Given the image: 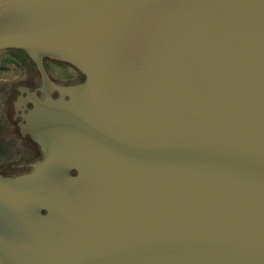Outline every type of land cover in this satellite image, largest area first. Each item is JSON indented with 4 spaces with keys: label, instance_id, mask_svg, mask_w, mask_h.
I'll list each match as a JSON object with an SVG mask.
<instances>
[{
    "label": "water",
    "instance_id": "obj_1",
    "mask_svg": "<svg viewBox=\"0 0 264 264\" xmlns=\"http://www.w3.org/2000/svg\"><path fill=\"white\" fill-rule=\"evenodd\" d=\"M6 52L82 77L28 98L1 264H264V0H0Z\"/></svg>",
    "mask_w": 264,
    "mask_h": 264
},
{
    "label": "flooded vegetation",
    "instance_id": "obj_2",
    "mask_svg": "<svg viewBox=\"0 0 264 264\" xmlns=\"http://www.w3.org/2000/svg\"><path fill=\"white\" fill-rule=\"evenodd\" d=\"M12 53L0 54V181L29 173L32 163L43 156L41 146L22 130L23 111L31 107L29 96L41 97L47 82H71L82 77L75 68L45 58V78L37 62L21 52ZM52 95L58 92L52 91Z\"/></svg>",
    "mask_w": 264,
    "mask_h": 264
}]
</instances>
